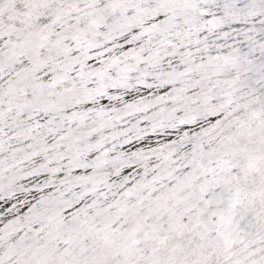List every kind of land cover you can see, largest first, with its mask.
Returning <instances> with one entry per match:
<instances>
[{
    "label": "snow or ice",
    "instance_id": "snow-or-ice-1",
    "mask_svg": "<svg viewBox=\"0 0 264 264\" xmlns=\"http://www.w3.org/2000/svg\"><path fill=\"white\" fill-rule=\"evenodd\" d=\"M0 264H264V0H0Z\"/></svg>",
    "mask_w": 264,
    "mask_h": 264
}]
</instances>
